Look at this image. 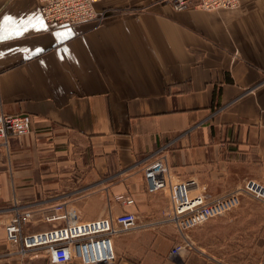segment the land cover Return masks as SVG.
Instances as JSON below:
<instances>
[{"label": "crops", "instance_id": "obj_1", "mask_svg": "<svg viewBox=\"0 0 264 264\" xmlns=\"http://www.w3.org/2000/svg\"><path fill=\"white\" fill-rule=\"evenodd\" d=\"M92 1L103 18L67 26L43 19L37 0H0V111L31 116L26 134L0 141V264H55L4 226L15 206L30 212L24 232L63 224L46 219L57 204L76 221L136 213L112 235L113 264H238L215 253L224 230L244 231L243 217L261 230L264 212L210 219L170 256L180 236L168 194L147 191L143 167L164 155L171 179L194 180L206 200L264 184V0ZM40 18L47 27L33 29Z\"/></svg>", "mask_w": 264, "mask_h": 264}, {"label": "built area", "instance_id": "obj_2", "mask_svg": "<svg viewBox=\"0 0 264 264\" xmlns=\"http://www.w3.org/2000/svg\"><path fill=\"white\" fill-rule=\"evenodd\" d=\"M43 19L48 22L74 26L85 21H99L103 10H97L92 0H37ZM173 9L235 8L238 0H168ZM31 116L26 113L9 114L0 111V141L6 145L11 135H24L30 130ZM162 150V149H161ZM161 150L159 153H161ZM143 177L149 192L166 191L172 211V220L180 236L170 249V256L180 255L192 246L188 233L206 221L224 215L241 203L243 193L264 201V185L249 179L245 183L212 200H206L202 193L194 192L192 179L172 180L165 156L159 155L143 167ZM123 204L134 202L132 197L121 200ZM54 213L47 221H61L48 229L24 232L30 212L15 206V213L5 224L8 241H20L21 250L31 247H44L55 264H64L72 258L83 264H113L116 254L112 235L117 230H128L137 222L133 211H123L114 217L107 216L86 221L73 220L63 205L54 206ZM264 264V256L260 261Z\"/></svg>", "mask_w": 264, "mask_h": 264}, {"label": "rangeland", "instance_id": "obj_3", "mask_svg": "<svg viewBox=\"0 0 264 264\" xmlns=\"http://www.w3.org/2000/svg\"><path fill=\"white\" fill-rule=\"evenodd\" d=\"M259 183L263 182L259 181ZM249 211L264 212V201L243 193L240 205L229 212ZM251 222L247 217H243L244 231L236 233L234 227L232 230H228L231 228L224 230L226 237L223 238V244L226 247L215 253L224 260L238 264H256L261 260L264 256V226L260 228L261 230H255L251 227Z\"/></svg>", "mask_w": 264, "mask_h": 264}, {"label": "snow or ice", "instance_id": "obj_4", "mask_svg": "<svg viewBox=\"0 0 264 264\" xmlns=\"http://www.w3.org/2000/svg\"><path fill=\"white\" fill-rule=\"evenodd\" d=\"M4 19H5V20H8V19H10V18L5 17ZM34 19H35V18H34ZM31 27H32L33 29H35V30H41V29L46 28L47 25L44 24L43 19L40 18L39 20H37V23H36V24H33ZM69 31H70V30H69ZM16 35H18V36H19V35H23V32L18 31V32L16 33ZM56 36L59 37V38H61V39H67V38H69L68 35H66V34H62V33H56ZM0 39H3V38L0 37Z\"/></svg>", "mask_w": 264, "mask_h": 264}, {"label": "bare ground", "instance_id": "obj_5", "mask_svg": "<svg viewBox=\"0 0 264 264\" xmlns=\"http://www.w3.org/2000/svg\"><path fill=\"white\" fill-rule=\"evenodd\" d=\"M260 184H262V183H260ZM262 185H264V184H262ZM215 218H216V217H215ZM212 219H213V218H212ZM188 237H189V236H188ZM179 240H180V239H179ZM179 240H178V241H179ZM189 240H190V239H189ZM178 241H177V242H178Z\"/></svg>", "mask_w": 264, "mask_h": 264}]
</instances>
